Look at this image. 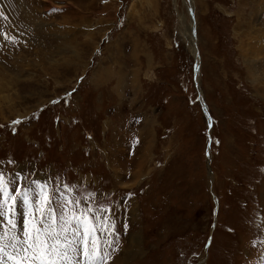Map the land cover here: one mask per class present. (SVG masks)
<instances>
[{
	"label": "rangeland",
	"instance_id": "obj_1",
	"mask_svg": "<svg viewBox=\"0 0 264 264\" xmlns=\"http://www.w3.org/2000/svg\"><path fill=\"white\" fill-rule=\"evenodd\" d=\"M0 171L110 208L107 264H264V0H0Z\"/></svg>",
	"mask_w": 264,
	"mask_h": 264
},
{
	"label": "snow or ice",
	"instance_id": "obj_2",
	"mask_svg": "<svg viewBox=\"0 0 264 264\" xmlns=\"http://www.w3.org/2000/svg\"><path fill=\"white\" fill-rule=\"evenodd\" d=\"M25 179L20 173L6 178L0 171V264H107L111 237L119 240L112 210L82 205L68 185L49 191L36 180L22 184ZM89 198L95 193L83 198L85 204Z\"/></svg>",
	"mask_w": 264,
	"mask_h": 264
},
{
	"label": "bare ground",
	"instance_id": "obj_3",
	"mask_svg": "<svg viewBox=\"0 0 264 264\" xmlns=\"http://www.w3.org/2000/svg\"><path fill=\"white\" fill-rule=\"evenodd\" d=\"M180 20H181V25H182V28H183L182 29L183 30V34H185V35L187 34L186 36L184 35V37H185L187 43L189 44V49L195 55V53H197V51H195L196 46H194V40H193L194 37L189 33V27L185 26L184 18H180ZM136 252H137L136 247L130 245V248L125 252V255H126V257L127 256H131V254L136 253ZM114 264H118V261H114Z\"/></svg>",
	"mask_w": 264,
	"mask_h": 264
}]
</instances>
